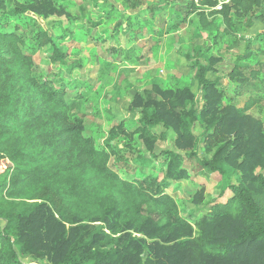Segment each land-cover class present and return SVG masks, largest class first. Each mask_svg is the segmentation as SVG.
I'll list each match as a JSON object with an SVG mask.
<instances>
[{"label":"trees","instance_id":"trees-1","mask_svg":"<svg viewBox=\"0 0 264 264\" xmlns=\"http://www.w3.org/2000/svg\"><path fill=\"white\" fill-rule=\"evenodd\" d=\"M57 1L0 0V10L6 13L13 3L12 15L32 11L47 17L63 12ZM188 5L204 29L216 16L227 28L234 17L250 14L264 24V0H190ZM36 38L39 47L52 48L55 63H66L68 53L57 36L41 29ZM23 46V36L8 30L0 17V219L5 222L0 264H30L20 254L44 264H264V173L257 172L264 170V122L250 113L261 97L249 98L243 108L225 102L218 81L208 77L212 60L206 64L203 56L195 61L200 97L189 88L155 84L130 104L141 109L139 127L111 129L129 140L139 134L145 163L162 136L154 127L172 129L179 150L162 152L172 181L188 177L181 151L195 155L202 142L212 153L201 159L203 166L228 179L236 175L239 183L229 184L233 194L191 222L168 192L173 186L168 180L127 178L112 167L121 149L109 142L97 146L85 133L84 120L71 117L69 84L40 78L33 54ZM125 57L128 61L129 54ZM260 72L252 69L250 75L258 81ZM199 122L202 134L195 130ZM126 149L133 150L130 144Z\"/></svg>","mask_w":264,"mask_h":264},{"label":"rangeland","instance_id":"rangeland-1","mask_svg":"<svg viewBox=\"0 0 264 264\" xmlns=\"http://www.w3.org/2000/svg\"><path fill=\"white\" fill-rule=\"evenodd\" d=\"M103 1L58 0L56 9L63 12L47 17L32 11L12 15L14 4L8 3V11L0 10V17L8 30L23 36V48L33 54L40 78L55 86L69 84L68 97L74 100L70 114L84 120L85 133L99 148L109 142L121 149L112 157V167L127 178L158 176L168 180L173 185L168 192L176 197L181 214L191 222L199 220L217 199L224 202L233 194L229 184L239 183L236 175L228 179L203 166L201 159L212 153L205 151L202 142L196 146L195 155L181 151L188 177L172 181L166 178L168 159L162 153L179 150L172 129L161 124L154 127L162 136L147 163L143 160L147 149L139 134L129 140L120 132L110 131L118 125L131 131L139 127L141 109L132 110L130 104L137 93L144 94L155 84L163 89L189 88L200 97L195 61L203 56L206 64L212 60L208 77L218 81L225 102L243 108L249 98L261 97L250 113L264 122V24L250 14L234 17L232 27L227 28L222 17L216 16L210 18L212 27L204 29L197 13L189 8L190 0ZM41 29L57 36V44L68 53L66 63L52 60L50 46L39 47L36 36ZM111 47L116 51H110ZM75 62L82 66L74 68ZM252 69H261L258 81L251 77ZM234 70L237 73L232 78ZM195 130L203 133L200 122ZM128 144L133 150L126 149ZM4 224L0 219V231ZM20 255L30 264H44L31 255Z\"/></svg>","mask_w":264,"mask_h":264},{"label":"built area","instance_id":"built-area-1","mask_svg":"<svg viewBox=\"0 0 264 264\" xmlns=\"http://www.w3.org/2000/svg\"><path fill=\"white\" fill-rule=\"evenodd\" d=\"M222 1H226V2H227V1H229V0H221V3H222ZM219 7H220V6H219Z\"/></svg>","mask_w":264,"mask_h":264},{"label":"crops","instance_id":"crops-1","mask_svg":"<svg viewBox=\"0 0 264 264\" xmlns=\"http://www.w3.org/2000/svg\"><path fill=\"white\" fill-rule=\"evenodd\" d=\"M68 91H69V88H68ZM121 173V172H120Z\"/></svg>","mask_w":264,"mask_h":264}]
</instances>
